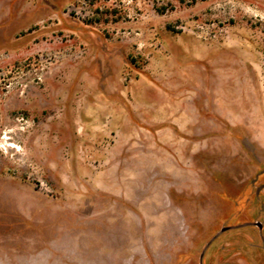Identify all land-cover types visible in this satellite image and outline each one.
Segmentation results:
<instances>
[{
	"label": "rangeland",
	"instance_id": "obj_1",
	"mask_svg": "<svg viewBox=\"0 0 264 264\" xmlns=\"http://www.w3.org/2000/svg\"><path fill=\"white\" fill-rule=\"evenodd\" d=\"M112 255L264 264V0H0V264Z\"/></svg>",
	"mask_w": 264,
	"mask_h": 264
},
{
	"label": "flooded vegetation",
	"instance_id": "obj_2",
	"mask_svg": "<svg viewBox=\"0 0 264 264\" xmlns=\"http://www.w3.org/2000/svg\"><path fill=\"white\" fill-rule=\"evenodd\" d=\"M198 137H201V135L200 136H197L196 138H198ZM173 142L176 143V141H173V140L172 141L170 140L169 142H167V144H166V153H162L161 152L160 153V156H162L164 158H167L168 157L167 156V153H169L170 156L174 158V161H172L171 163H169V167L168 168H166V167H164L162 165H157V167L161 168V170L163 171V174H164L163 175V177H164L163 180L164 181H167L169 183H175V182H177L180 185H182V187H186V185L189 182V178L192 179L191 177H186V174L187 173H190L189 171L191 169V166H189L185 160L178 159V157L176 156V154L173 153V151H172L173 147L171 145ZM168 143H170V145ZM214 145H217V144H214ZM214 145H213V147H214ZM185 147H186V145H185ZM224 147H226V144H225ZM220 148L221 147H219V149ZM234 157H235V154H231L230 155V159H233ZM175 172H178L177 175L175 177H172V174H174V175L176 174ZM179 174H181V175H179ZM165 176H168L170 178L168 180L167 179L165 180ZM154 199L155 200H159L160 203H161V198H160V196L158 194H155ZM183 242H184V240H182L179 243V247L182 246ZM133 243H134V241L131 243L132 245L131 244L129 245L128 250L126 252H124V255H126L127 252L129 253V255H130V261L131 262H133L134 260H136L137 258H139L138 250H137L135 244H133ZM160 245L161 244L158 245V249L160 251H163V249H162V247ZM174 246H175V244H174ZM174 246H172L171 244H168L165 247L166 249L164 248V251H166V250L169 251ZM115 249H116V247H115ZM115 249L108 248V247H105L104 248V250H107V251L111 252V254L115 252ZM118 259H119V257L112 255L111 256V259H109V261H110L109 264H112L113 262L117 261ZM149 264H151V263H149Z\"/></svg>",
	"mask_w": 264,
	"mask_h": 264
}]
</instances>
